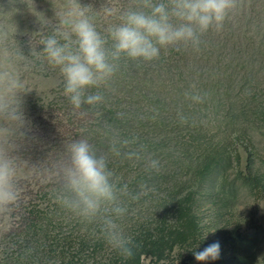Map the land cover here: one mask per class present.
<instances>
[{"label":"trees","instance_id":"16d2710c","mask_svg":"<svg viewBox=\"0 0 264 264\" xmlns=\"http://www.w3.org/2000/svg\"><path fill=\"white\" fill-rule=\"evenodd\" d=\"M118 7L136 10L138 0H120ZM93 10L99 8L94 4ZM240 17L233 15L219 32L210 29L198 50L161 47L149 61L122 56L107 85L90 89L104 96L96 105L75 109L59 75L47 116L33 120L26 140L30 162L57 160L79 139L109 156L113 182L128 187L121 197L128 212L119 223L136 245L133 257H123L107 242L98 221H84L59 202L54 183L35 180L30 187L26 181L30 191L0 264L181 263L211 245L203 235V203L218 217L232 207L240 187L264 194V166L254 168L255 137H264V14L244 6ZM95 22L106 36L109 23L120 20L100 15ZM33 47L42 51L44 45ZM196 95L202 99L194 100ZM114 131L130 141L120 156L109 152ZM128 151L140 159L127 158ZM150 160H157L158 168H151ZM215 231L228 257L195 264H264L254 260L257 232Z\"/></svg>","mask_w":264,"mask_h":264},{"label":"clouds","instance_id":"9594fccd","mask_svg":"<svg viewBox=\"0 0 264 264\" xmlns=\"http://www.w3.org/2000/svg\"><path fill=\"white\" fill-rule=\"evenodd\" d=\"M24 2L34 11L33 0ZM53 5L55 22L36 13L48 34L39 42L43 50L33 47L29 56L14 39L16 28L0 24V236L12 233L19 220L26 202L23 183L42 180L57 186V199L76 216L87 222L98 221L107 242L123 257L132 258L136 245L119 223L128 212L121 199L128 195V187L118 188L113 182L107 154H97L87 139L68 143L57 160L32 163L20 154L30 130L22 96L34 88L35 61L59 70L64 94L75 109L83 104L96 105L104 96L90 89L107 85L122 56L149 61L159 56L161 47L183 45L198 50L201 37L210 29L221 31L225 22L242 10L243 0H138L136 10L124 12L106 4L94 11L79 0H53ZM100 15L120 20L109 23L106 36L97 30L95 21ZM192 98L202 99L199 95ZM129 144L114 131L109 152L120 156ZM124 155L140 159L135 151ZM158 165L157 160H150L151 168ZM193 254L197 261L215 260L220 245L213 243Z\"/></svg>","mask_w":264,"mask_h":264},{"label":"rangeland","instance_id":"374dc122","mask_svg":"<svg viewBox=\"0 0 264 264\" xmlns=\"http://www.w3.org/2000/svg\"><path fill=\"white\" fill-rule=\"evenodd\" d=\"M54 2L59 3V0H54ZM119 2L120 0H79L82 6L94 7L95 4L97 8H100L106 4L115 7L118 12ZM244 6H250L256 12L264 14V0H243ZM33 8L34 11L28 7L24 0H0V24L16 28L14 39L26 56L31 54V46L38 44L45 34L48 33V29L41 24L36 13L40 16L44 15L45 18L55 22L53 0H33ZM240 14L241 11L238 13L239 16L234 15V19L241 18ZM33 77L32 85L34 88L22 96L23 109L27 119L30 121V130L26 140H28L32 132L33 120L36 118L41 120V118L47 116V105L57 96L58 84L60 83L59 73L52 72V69L47 68L40 61H35ZM26 140L20 149V154L25 159L27 156ZM255 146L257 159L254 168L262 170L264 166V137L260 134L255 137ZM245 158L246 156L243 155V161L240 166L242 170L245 168ZM28 182L25 181L23 183L24 194L30 191L28 190L29 188L25 187ZM35 182V180H30L29 187ZM239 190L232 207L228 211H222V215L218 217H214L211 214V206L208 203H203V220L207 226L203 235L208 243H219L220 255L218 258L225 260L228 257L226 247L223 245L219 233L215 231V227L218 229L226 228L228 231L237 229L241 233L257 232L254 260L256 263H261L264 260V194H256L243 187H240ZM8 236H0V253L1 250H7L5 240H7ZM1 259L0 254V261ZM195 263L196 259L187 254L184 262L177 264Z\"/></svg>","mask_w":264,"mask_h":264}]
</instances>
